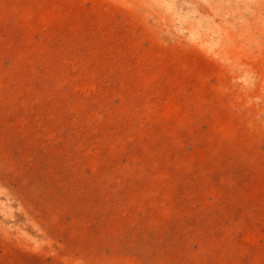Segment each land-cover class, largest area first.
Wrapping results in <instances>:
<instances>
[{"label": "rangeland", "instance_id": "rangeland-1", "mask_svg": "<svg viewBox=\"0 0 264 264\" xmlns=\"http://www.w3.org/2000/svg\"><path fill=\"white\" fill-rule=\"evenodd\" d=\"M0 264H264V0H0Z\"/></svg>", "mask_w": 264, "mask_h": 264}]
</instances>
